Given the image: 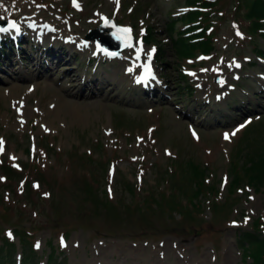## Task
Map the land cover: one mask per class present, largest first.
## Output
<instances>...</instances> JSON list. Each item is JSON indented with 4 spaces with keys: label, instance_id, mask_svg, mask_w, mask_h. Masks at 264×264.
Returning <instances> with one entry per match:
<instances>
[{
    "label": "rangeland",
    "instance_id": "1",
    "mask_svg": "<svg viewBox=\"0 0 264 264\" xmlns=\"http://www.w3.org/2000/svg\"><path fill=\"white\" fill-rule=\"evenodd\" d=\"M25 1L37 26L56 23L89 42L88 54L101 53L89 32L103 19L129 30L134 46L117 54L120 64L98 68L113 79L102 97L74 95V78L97 63L84 55L25 81L0 70V264H264V98L253 92L264 78V5ZM4 3L14 0L0 1L3 26L23 14L14 7L4 16ZM208 37L204 52L195 44ZM140 52L164 98L139 99ZM221 77L235 86L223 107L233 119L210 106L183 112L201 83L212 91ZM238 97L255 108L235 109ZM245 197L256 199V212L245 213Z\"/></svg>",
    "mask_w": 264,
    "mask_h": 264
},
{
    "label": "bare ground",
    "instance_id": "2",
    "mask_svg": "<svg viewBox=\"0 0 264 264\" xmlns=\"http://www.w3.org/2000/svg\"><path fill=\"white\" fill-rule=\"evenodd\" d=\"M4 5L5 8H3V10L6 13L4 15L6 17H8L9 14L7 8L10 11H13L12 9H14V7H17L23 14H20L21 16L17 17L15 21L14 19H11L12 22H10V19H7L9 23H6L5 26L0 27V29H2L0 30V70L9 69L12 71L14 76L17 77L15 79L18 80L19 78L20 81H25L27 79L29 80L33 75L44 73L45 71L51 72L54 69L52 64H56L63 59L69 60L71 57H74V59L76 60L75 57L77 55H84L87 56L86 59H91L93 62L97 61V63L94 69L86 70L82 74L78 73V78H74V81H78L76 87L73 89L74 95H83L85 94V91H87L88 95L90 94L96 97H102L101 90L103 88V85L107 83V87H112L113 79L111 78V71L104 70L101 71L99 75L97 74V71L99 67H104L103 65H106L108 69L111 63L115 62L120 64L121 57H116L117 54H113L114 52H107L102 54L92 52L88 54V48L90 47L89 42L84 40H79L78 42H76L77 40H75L74 35L69 33L68 30H66V34H64L57 28L56 23H54L53 27L48 26L49 24H47L46 26H42V24L37 26V24H39V19L36 18V11L25 0H14V4L9 5L8 3H4ZM50 15L58 22L59 25L65 28L61 21V18L57 14L50 13ZM4 21L6 22V19H0V22H2V24L4 23ZM139 54L143 58L142 60H146L144 59L145 55L143 54V52H140ZM22 60L25 62H23ZM25 67H28L26 72L24 71ZM117 72V69L114 70V73L116 75ZM141 72L142 71H140L139 73ZM89 73L92 75L89 76ZM219 74L226 76V73H224L223 70L219 71ZM146 76L148 80L145 84H143L141 81L135 80L136 88L134 87V89L139 90V93L141 92L139 95V99L143 100L144 98H148L152 94L156 96L160 95L161 98L165 86L161 85L159 82H157V80L153 78V69L148 74H146ZM229 78L230 77L226 76V79ZM196 79L199 83H201V78ZM221 79L223 80L220 81V83H218L217 85H214L212 91L206 90V87L201 83L199 85V95L187 105L189 109L186 108L183 112L185 114H189L190 108H192L194 112H199L200 110L210 106V111L212 109H215L216 111L220 112L221 116L225 117L226 112H230L229 108L232 107L227 106V109H225V102H227L228 104V97L233 95L230 90L233 91L235 89V86L225 82L224 77H221ZM258 80L259 86L257 87V89H254L253 92L255 93V95L264 98V78H258ZM246 94L248 95L249 93L247 91H244L243 94L240 95V97L245 96ZM67 95L72 97V94H70V92H68ZM240 97H238L240 101L233 105L235 109L244 110L242 111L243 113L248 109L255 108L254 105L252 106L249 101L251 99L248 98V102H245ZM61 100L63 103H70L71 110L75 109V106L72 105L74 103L73 101L71 103V101L65 99L62 96ZM211 101H213L212 107L211 105H209ZM232 104L233 102H230L229 105ZM223 107L225 108L223 109ZM226 115L230 120L234 118L231 112L227 113ZM214 118L216 119V121L222 120L217 116V114H214ZM256 190L260 194L262 193L263 189L261 187L255 186V191ZM233 192V190L230 191V196L234 198L233 200H231V203H235V205H237L242 198L236 197ZM245 199L246 201L244 202V204H248V211H245V213L250 214V212L252 211L256 212V199L254 197H245ZM258 201L261 202V199H258ZM240 212H244L243 207L240 208ZM240 226L241 225H238L237 227ZM117 248L118 246L116 247V249ZM227 250L228 247L225 246L224 251ZM111 255V257H115L117 255V257L120 256L119 253H113ZM230 256H232L231 250L228 252V258ZM96 263V259H91V264ZM97 264H100V262Z\"/></svg>",
    "mask_w": 264,
    "mask_h": 264
},
{
    "label": "water",
    "instance_id": "3",
    "mask_svg": "<svg viewBox=\"0 0 264 264\" xmlns=\"http://www.w3.org/2000/svg\"><path fill=\"white\" fill-rule=\"evenodd\" d=\"M89 33L93 35L96 40L98 37H101L109 45H113L116 50L129 48L133 45L131 33L125 31L124 28L117 26L112 20L105 21L102 26L100 25L96 27ZM90 34H87V37H89ZM112 50L114 49L112 48Z\"/></svg>",
    "mask_w": 264,
    "mask_h": 264
},
{
    "label": "trees",
    "instance_id": "4",
    "mask_svg": "<svg viewBox=\"0 0 264 264\" xmlns=\"http://www.w3.org/2000/svg\"><path fill=\"white\" fill-rule=\"evenodd\" d=\"M263 3H264V0H251L250 8L254 9V8L261 7L262 5H264ZM201 26H203V25H201ZM195 45H197V47H199L202 51L207 52L211 48L210 38L208 37L207 40L200 41L199 43H196ZM256 169H258V168H256ZM258 171L260 172V169H258ZM253 175H254V171L249 170V176H253ZM233 182H235V180H233ZM234 184H237V181ZM256 260L258 261V257L256 258Z\"/></svg>",
    "mask_w": 264,
    "mask_h": 264
},
{
    "label": "snow or ice",
    "instance_id": "5",
    "mask_svg": "<svg viewBox=\"0 0 264 264\" xmlns=\"http://www.w3.org/2000/svg\"><path fill=\"white\" fill-rule=\"evenodd\" d=\"M0 30H2V29H0ZM125 31H129V30H125ZM239 34V33H238ZM226 138H227V134H226ZM9 235H11V233H9Z\"/></svg>",
    "mask_w": 264,
    "mask_h": 264
}]
</instances>
